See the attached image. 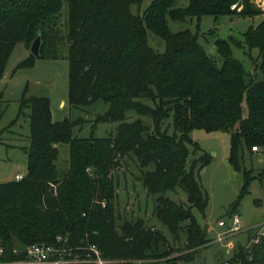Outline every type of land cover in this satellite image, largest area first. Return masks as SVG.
<instances>
[{
  "label": "trees",
  "instance_id": "1",
  "mask_svg": "<svg viewBox=\"0 0 264 264\" xmlns=\"http://www.w3.org/2000/svg\"><path fill=\"white\" fill-rule=\"evenodd\" d=\"M142 1L0 0V80L15 46L24 42L31 47L41 35L40 58H68L70 104L88 107L103 101L109 109L98 114L94 125L117 123L110 136H75L73 128L83 118L56 122L49 97L23 93L12 124L30 110L27 172L0 183V245L7 252L34 243L56 244L83 258L91 253L88 261L66 264H99L89 250L96 245L103 259L117 260L114 264L191 261L213 240L194 212L205 213L208 207L201 173L212 160L191 137L195 129L230 134V163L244 174L240 198L254 178L264 177V169L259 176L244 166L242 154L245 148L264 154V19L250 25L243 39L217 37V56L204 48L199 30L204 15L215 21L222 16L256 18L264 15V6L257 0H189L178 7L177 0H153L143 13H134L133 6ZM169 18H197L198 30L174 32ZM148 31L165 40L164 52L150 46ZM233 43L248 49L254 70L235 57ZM37 58L30 52L17 68L30 67ZM2 98L1 92L0 121ZM130 110L140 117L129 120ZM170 118L172 133L164 125ZM63 144L69 147L68 170L58 161ZM129 158L138 163L141 184L156 197L154 216L172 240L142 218L116 224L113 173ZM179 190L186 201L169 195ZM255 233L248 231L220 264H264V237L249 251L245 247Z\"/></svg>",
  "mask_w": 264,
  "mask_h": 264
},
{
  "label": "rangeland",
  "instance_id": "2",
  "mask_svg": "<svg viewBox=\"0 0 264 264\" xmlns=\"http://www.w3.org/2000/svg\"><path fill=\"white\" fill-rule=\"evenodd\" d=\"M153 0H143L140 4L133 6L134 13H143ZM263 6V0H257ZM189 0H177L178 7H185ZM66 9V8H65ZM64 16L62 17V20ZM170 19V18H169ZM264 19L263 16L256 18H243L239 16H222L215 21L210 15L202 16L200 32L201 43L208 53L217 56L218 50L215 46L217 37L225 39L232 35L243 39L245 31L252 24L257 25ZM172 31L185 30L189 28L196 32L198 30V19H188L185 22L169 20ZM214 30L215 33L210 31ZM149 44L153 49L164 52L166 42L163 38L151 31H148ZM234 55L246 67L248 71L254 70V63L248 49L233 43ZM30 47L24 42L18 43L10 57L6 73L0 80V93H3L2 104L4 107L3 118L0 121V129H3L2 140H0V183L15 180L17 173L26 174L28 163L25 147L30 144V110L15 120L20 105V98L27 91V95L49 97L51 100V111L54 121H62L69 118L73 121L83 118L84 121L74 126L75 136L89 137L93 133L99 137L110 136L116 133L117 123L101 122L94 125L98 114H103L109 109V105L103 101H98L92 106L75 107L69 100V61L64 55L58 59L37 58L30 67L17 68L22 60L30 54ZM257 51L253 53L255 56ZM64 102V104H62ZM129 120L139 118V114L130 110L127 112ZM144 119L152 124V120L144 116ZM165 127L174 130L172 118L165 121ZM5 128V129H4ZM191 137L200 144L203 150L211 155V162L205 167L202 174V185L209 194V202L206 212L203 213L194 209L195 216L203 227H208L209 237L212 242L198 250L196 256L191 261H179L177 264H220L229 258L221 243L217 242V233L220 231L218 220L221 218L230 222V215L240 212L243 226L248 229L254 225L264 222V183L260 177L252 180L249 192L240 198L242 186L244 184V174L235 169L230 163L231 141L227 131L219 130L208 132L206 130L195 129L191 132ZM59 162L63 170L69 168V147L61 146ZM245 156L244 166L254 170L260 176V170L264 169V154L262 152L249 151L245 148L242 151ZM126 164L113 173L117 196L115 197V208L117 213L116 224L120 226L124 219L142 218L149 226L162 229L171 238L167 226L154 216L155 196L150 194L141 184L138 177L140 170L135 159L129 158ZM169 195L177 200L186 201L187 195L184 191L170 192ZM240 200L239 208L233 211L234 203ZM211 227H214L213 229ZM247 232L238 234L235 243L247 239Z\"/></svg>",
  "mask_w": 264,
  "mask_h": 264
},
{
  "label": "built area",
  "instance_id": "3",
  "mask_svg": "<svg viewBox=\"0 0 264 264\" xmlns=\"http://www.w3.org/2000/svg\"><path fill=\"white\" fill-rule=\"evenodd\" d=\"M264 1V0H263ZM264 4V2H263ZM264 6V5H263ZM254 150H259L257 146H253ZM23 174H17L16 179H21ZM264 183V177L262 178ZM226 227L217 233V242L221 243L228 256H231L236 247L234 238L241 233L256 229L253 238L245 245L246 250H250L254 244L260 243L264 237V222L248 229L244 228L242 215L240 212H234L230 215V222L221 218L218 220V227ZM212 229L214 227H211ZM63 237L58 236L57 241L63 242ZM65 239L64 241H66ZM90 252L96 255L94 260L99 264H114L117 260L108 261L102 258L100 250L96 245L89 247ZM91 253L87 254L88 257ZM13 256V257H12ZM87 257V258H88ZM82 256L74 255L73 251L65 246L56 244L34 243L21 248H14L12 252H7L4 245H0V264H66L70 262L78 263L88 261L89 259ZM252 259V258H251ZM132 264H152L148 260H134ZM224 264H229L227 261Z\"/></svg>",
  "mask_w": 264,
  "mask_h": 264
},
{
  "label": "water",
  "instance_id": "4",
  "mask_svg": "<svg viewBox=\"0 0 264 264\" xmlns=\"http://www.w3.org/2000/svg\"><path fill=\"white\" fill-rule=\"evenodd\" d=\"M42 44H43V40L41 38V35H38L30 47L31 52L35 54V56L38 58H40L42 55L41 53Z\"/></svg>",
  "mask_w": 264,
  "mask_h": 264
},
{
  "label": "crops",
  "instance_id": "5",
  "mask_svg": "<svg viewBox=\"0 0 264 264\" xmlns=\"http://www.w3.org/2000/svg\"><path fill=\"white\" fill-rule=\"evenodd\" d=\"M26 46V45H25ZM30 55V54H29ZM29 55H28V57H29ZM62 104H64V102L62 103ZM20 173V172H19ZM19 173H17V174H19ZM21 174H23V173H21ZM24 175V174H23ZM16 177H17V175H16ZM16 177H15V179H16ZM220 228V231L219 232H221L222 230H224L226 227H219Z\"/></svg>",
  "mask_w": 264,
  "mask_h": 264
}]
</instances>
